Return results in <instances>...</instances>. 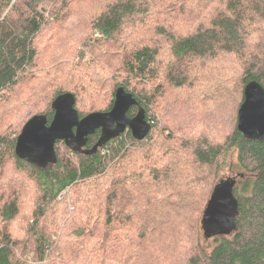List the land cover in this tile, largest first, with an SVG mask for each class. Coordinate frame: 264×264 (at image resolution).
<instances>
[{"label":"trees","instance_id":"trees-1","mask_svg":"<svg viewBox=\"0 0 264 264\" xmlns=\"http://www.w3.org/2000/svg\"><path fill=\"white\" fill-rule=\"evenodd\" d=\"M78 16L80 30L48 50L45 37ZM251 81L264 87V0H0V264H162L155 252L264 264V139L238 128ZM119 86L145 108V138L127 129L95 153L59 140L45 167L16 154L24 124L51 121L59 94L73 92L83 117L110 110ZM224 170L236 228L205 246Z\"/></svg>","mask_w":264,"mask_h":264},{"label":"water","instance_id":"water-1","mask_svg":"<svg viewBox=\"0 0 264 264\" xmlns=\"http://www.w3.org/2000/svg\"><path fill=\"white\" fill-rule=\"evenodd\" d=\"M245 98L238 112V128L249 139H264V87L251 81L245 87ZM138 106L134 117L128 116L132 106ZM54 116L35 114L23 126L16 141V154L38 167L57 161L56 143L66 142L78 152L95 153L108 141L117 138L127 129L141 140L151 130L143 108L132 92L123 86L116 90L110 110L94 111L83 117L76 108V96L67 91L55 97L51 104ZM101 130L98 141L87 148L89 136ZM236 179H221L213 188L202 216L206 238L228 235L236 228L239 202L234 193Z\"/></svg>","mask_w":264,"mask_h":264},{"label":"rangeland","instance_id":"rangeland-1","mask_svg":"<svg viewBox=\"0 0 264 264\" xmlns=\"http://www.w3.org/2000/svg\"><path fill=\"white\" fill-rule=\"evenodd\" d=\"M80 19H81V17L78 16V17L73 18L72 21L70 20L68 23H66V28L63 29L64 30L63 35L58 36V34H55V35H53V37L52 36L45 37V41L47 42L46 44L48 45V50H50V49L54 50V48L59 46V44L62 41L69 40L70 37H68V38H65V37L67 35L71 34L73 30L75 32H78L80 30V27H81L80 26ZM66 20H69V17H67ZM116 75H119V72L113 73L112 77L116 76ZM130 87L136 88L135 84H133V83L130 84ZM97 107H98V105H97ZM206 119H207V117L205 118V120ZM222 132H223V130H220L219 133L222 134ZM228 176H229L228 171L224 170V171H222L221 177H219V180L223 179V178H227ZM203 244H205V246H212L213 245V239L212 238H206L203 236ZM153 255H157L158 260L160 262H162V264H176L175 261H169L168 256H165L164 253L155 252ZM33 257H34L33 252H30L26 256V258L30 261L33 259ZM175 258H176V254H175ZM129 261L131 262V264H133V258H130ZM149 263H150V261L145 260V259H139L136 261V264H149Z\"/></svg>","mask_w":264,"mask_h":264}]
</instances>
